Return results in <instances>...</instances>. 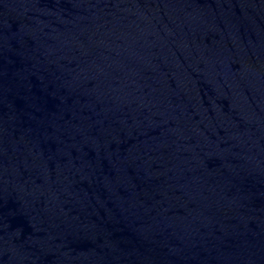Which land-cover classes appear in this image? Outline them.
Wrapping results in <instances>:
<instances>
[{"label": "water", "instance_id": "1", "mask_svg": "<svg viewBox=\"0 0 264 264\" xmlns=\"http://www.w3.org/2000/svg\"><path fill=\"white\" fill-rule=\"evenodd\" d=\"M0 264H264V0H0Z\"/></svg>", "mask_w": 264, "mask_h": 264}]
</instances>
